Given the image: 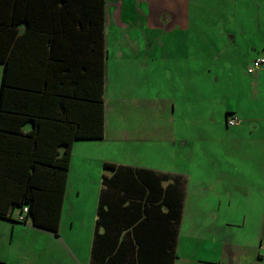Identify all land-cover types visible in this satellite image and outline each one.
Instances as JSON below:
<instances>
[{
    "label": "rangeland",
    "instance_id": "obj_1",
    "mask_svg": "<svg viewBox=\"0 0 264 264\" xmlns=\"http://www.w3.org/2000/svg\"><path fill=\"white\" fill-rule=\"evenodd\" d=\"M106 3V136L98 156L190 177L181 253L194 240L217 257L226 242L242 255L222 264H264L257 258L264 254V177L255 184L216 179L226 166L245 181L252 168H264V64L246 72L264 58V0ZM228 109L240 120L235 126L225 125ZM199 185L207 191L195 199ZM191 205L213 213L193 220ZM0 241L44 243L54 255L47 264H76L70 249L33 227L12 234L0 220ZM89 248L79 249L84 259Z\"/></svg>",
    "mask_w": 264,
    "mask_h": 264
},
{
    "label": "trees",
    "instance_id": "obj_2",
    "mask_svg": "<svg viewBox=\"0 0 264 264\" xmlns=\"http://www.w3.org/2000/svg\"><path fill=\"white\" fill-rule=\"evenodd\" d=\"M32 1L29 15L0 22V218L26 207L21 223L56 235L72 144L104 133L105 0ZM102 169L90 264H172L175 239L155 255L146 244L158 194L126 196L129 179L149 188L169 175L107 161Z\"/></svg>",
    "mask_w": 264,
    "mask_h": 264
},
{
    "label": "crops",
    "instance_id": "obj_3",
    "mask_svg": "<svg viewBox=\"0 0 264 264\" xmlns=\"http://www.w3.org/2000/svg\"><path fill=\"white\" fill-rule=\"evenodd\" d=\"M34 2L28 0L26 3L27 9L31 12L33 10ZM30 11L25 9V0H0V22L9 24L11 21L16 22L20 19V14H30ZM118 11V8L115 10ZM114 11V15L115 12ZM112 13V12H110ZM19 14V15H17ZM109 13L107 10V3L105 0V21H104V45H105V58H106V40H105V24L108 21ZM19 31L24 29V23L20 22ZM8 33V31H3ZM148 55V53H146ZM105 71V60H104ZM2 73V67L0 64V77ZM105 87V83H104ZM105 93V90H104ZM224 112V121L225 113ZM231 112V111H230ZM233 113V112H232ZM226 125V124H225ZM106 136V126L104 124V133L101 139H87V140H75L72 144L71 156L69 160V169L67 172L65 192L63 196L61 212L59 217V224L56 235L50 231L34 227L30 223V219L26 220V223L17 222L11 219H4L5 227L12 233L16 231H22L24 229H30L31 227L39 229L47 237L53 239L58 245L62 246V249H70L73 252V257L76 260V264H90L91 257V245L93 239V232L95 227V219L97 202L100 191L102 189V172L101 165L102 159L100 158L98 148L101 149V143ZM97 143V144H95ZM106 161V159H104ZM111 162V161H107ZM113 163V162H112ZM115 163V162H114ZM129 165L131 167H142L151 169L156 173L168 174L169 177H160L154 180L156 184L152 187L144 188L137 180L129 179L130 184H127L126 196L127 200L132 198L131 196H139V194H150V198H155L154 193H157L161 200L159 207L151 209L150 215L152 222L149 227H153L149 230V237L146 239L147 246H152L154 255L156 250H162L168 246L172 239H175L174 245V258L172 264H222V258L225 256L231 257L242 255L240 248L234 244V253L230 251V244L223 242L220 244L217 250V257L212 253V250H208L202 242H195L194 240L188 244L187 251L180 250L181 246V232L184 217L185 200L187 198L190 186L189 179L184 178L179 173H173L167 171L161 167L153 165ZM88 173V175H86ZM264 177V168H258L256 170L252 168V172L249 174L250 179L244 180L235 177L234 172L230 166H226L221 175L216 179L222 180L223 183L230 184L235 183H248L255 184L256 177ZM196 188V192L193 193L195 199H201L205 196L207 191L206 186L199 185ZM152 188V189H151ZM149 192V193H148ZM157 197V198H158ZM163 201V204H162ZM128 203V202H127ZM179 206V207H178ZM180 208V218L177 224H174L171 217L174 216L176 209ZM217 209H219L217 207ZM213 212L210 210H199L194 205L190 208V215L196 218L197 221H201L204 218L203 215H210ZM16 214L14 215L15 218ZM192 220V221H193ZM191 221V223H192ZM194 227L196 225L192 224ZM264 227V225H263ZM102 231V227H99V232ZM122 237V233L119 235V240ZM127 241V240H126ZM128 243V242H126ZM90 245L89 254L84 259V255H81L79 249L81 247ZM129 246V245H127ZM53 249L51 246H47L44 243L13 245L3 243L0 241V264H47L49 258H52ZM15 254V256H12ZM166 255L160 252V257ZM234 258V257H233ZM258 259L264 260V254H257ZM86 261V263H85ZM166 263V259L160 261H151V263Z\"/></svg>",
    "mask_w": 264,
    "mask_h": 264
},
{
    "label": "built area",
    "instance_id": "obj_4",
    "mask_svg": "<svg viewBox=\"0 0 264 264\" xmlns=\"http://www.w3.org/2000/svg\"><path fill=\"white\" fill-rule=\"evenodd\" d=\"M262 64H264V58L256 57L254 58L247 66L246 72L248 74L254 73L256 69H258ZM239 118L234 113L230 112L225 118L226 126H235L239 123ZM26 212V207L22 209V211L18 212L15 216V220L21 222L24 220V214Z\"/></svg>",
    "mask_w": 264,
    "mask_h": 264
},
{
    "label": "flooded vegetation",
    "instance_id": "obj_5",
    "mask_svg": "<svg viewBox=\"0 0 264 264\" xmlns=\"http://www.w3.org/2000/svg\"><path fill=\"white\" fill-rule=\"evenodd\" d=\"M227 114L225 115V118H226Z\"/></svg>",
    "mask_w": 264,
    "mask_h": 264
}]
</instances>
